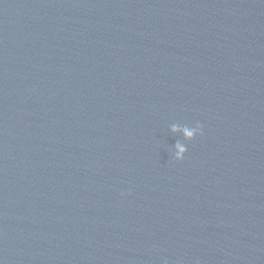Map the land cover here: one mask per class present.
Wrapping results in <instances>:
<instances>
[{"label":"water","instance_id":"1","mask_svg":"<svg viewBox=\"0 0 264 264\" xmlns=\"http://www.w3.org/2000/svg\"><path fill=\"white\" fill-rule=\"evenodd\" d=\"M0 261L264 264V0H0Z\"/></svg>","mask_w":264,"mask_h":264},{"label":"clouds","instance_id":"2","mask_svg":"<svg viewBox=\"0 0 264 264\" xmlns=\"http://www.w3.org/2000/svg\"><path fill=\"white\" fill-rule=\"evenodd\" d=\"M171 130L172 132H182L185 140L191 141L195 139L198 135L203 134V125L199 121H197L194 125L187 123L183 125L179 123H173L171 125ZM187 152V144L181 141H177L174 145L172 156L175 160H183ZM0 264H3V262L0 261Z\"/></svg>","mask_w":264,"mask_h":264}]
</instances>
